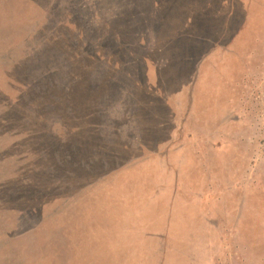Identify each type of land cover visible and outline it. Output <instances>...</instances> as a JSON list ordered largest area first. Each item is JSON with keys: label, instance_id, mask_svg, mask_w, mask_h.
<instances>
[{"label": "rangeland", "instance_id": "1", "mask_svg": "<svg viewBox=\"0 0 264 264\" xmlns=\"http://www.w3.org/2000/svg\"><path fill=\"white\" fill-rule=\"evenodd\" d=\"M0 264H264V0H0Z\"/></svg>", "mask_w": 264, "mask_h": 264}]
</instances>
